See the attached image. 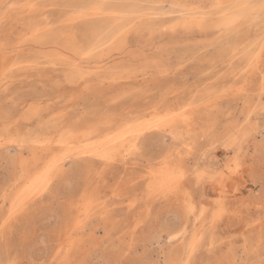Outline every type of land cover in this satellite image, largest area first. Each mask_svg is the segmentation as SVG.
<instances>
[{"label":"rangeland","instance_id":"374dc122","mask_svg":"<svg viewBox=\"0 0 264 264\" xmlns=\"http://www.w3.org/2000/svg\"><path fill=\"white\" fill-rule=\"evenodd\" d=\"M92 3L110 7L98 15L80 7ZM258 4L0 0V262L174 264L194 246L196 264H256L264 250ZM104 22L112 30L93 34ZM170 112L185 120L145 129ZM119 125L139 134L112 143L108 159L64 156ZM54 157L63 163L47 189L10 217L23 182ZM232 163L241 183L221 173ZM165 169L174 187L150 179ZM85 210L91 216L78 224Z\"/></svg>","mask_w":264,"mask_h":264},{"label":"bare ground","instance_id":"6f19581e","mask_svg":"<svg viewBox=\"0 0 264 264\" xmlns=\"http://www.w3.org/2000/svg\"><path fill=\"white\" fill-rule=\"evenodd\" d=\"M5 6H8V7L12 6L11 1H8ZM8 7H5V9L6 8L8 9ZM30 7H33V5H31ZM238 10L240 12L241 18H248V17L250 18L253 15V11L251 9L242 8L240 10L238 7ZM98 12L103 13L104 10L98 9L93 14L98 15L99 14ZM235 22H236V20H234V21L230 20L229 24H234ZM108 28L110 30H112L110 25L108 23L104 22V23L94 24L91 27V30H92L93 34H95L97 36H101L104 32L107 31ZM262 48H263V46H261L259 48L256 55L254 56V62H255L254 65L257 68V71L259 73H261L262 62H263L262 57H264ZM262 85H264V83ZM237 92H240V91L237 90ZM180 119H181V121H184L185 120L184 115H181V116L179 114L175 115V114H172V112H170L163 117L157 116V118H155V120L152 123L148 122V124L144 125V127H145V129L173 128L174 126H176L175 125L176 121L180 120ZM133 130L134 129H131L130 126L125 127V126L119 125L114 130L108 131L102 137H100L101 136L100 135L99 136L100 138L97 139L96 143L86 144V142H82L75 147H71V148L67 149L64 156L77 157V156H81V155H91V156H96V157L103 158V159H108V156L111 153L110 146L112 143H114L117 140L122 139L124 136L131 135V136L137 137L136 135L139 134V132L136 131L137 134H134ZM141 132H143V129ZM138 136H140V135H138ZM62 163H63V157H54L51 161L44 164L42 167L36 169V171L33 174H31L28 178H26V180L23 182L20 190L15 194L14 198L12 199V208H11V212H10V217H14L15 214H17L19 211H21L27 205V203L30 200H32L34 197H36L37 195H39L40 193H42L44 190L47 189L49 183L52 180L54 173L60 169V167L62 166ZM221 173L222 174L230 173L231 179L233 181H235L236 184L241 183L240 182L241 173H240L239 169L237 168L236 163H232V165L227 164L225 166V168L222 169ZM149 176H150V179H154L155 181L158 180L161 182L162 185H165L169 188L174 187L175 182L177 180L175 178L174 173L170 169H165V171H163L160 174L150 173ZM226 188H227V186L223 185L221 187L222 190L219 193H224L226 191ZM225 195L228 196L227 193ZM217 204L219 205V207L221 209H224V205L222 204V202L219 201V202H217ZM89 206H90V204L88 205V207ZM97 207L99 208V212H100L101 211L100 209L102 208V204L97 206ZM90 216L91 215L88 212V210H85L83 212L82 216L80 217V219L81 218H83V219L80 220L78 222V224L82 223L83 220L89 218ZM5 218H7V215ZM5 218H3V219H5ZM76 221H77V219H76ZM182 258H183V254H180V256L176 260L178 261Z\"/></svg>","mask_w":264,"mask_h":264},{"label":"snow or ice","instance_id":"6c2138e0","mask_svg":"<svg viewBox=\"0 0 264 264\" xmlns=\"http://www.w3.org/2000/svg\"><path fill=\"white\" fill-rule=\"evenodd\" d=\"M5 7H8V6H5ZM80 7L84 10H88V9H107L110 6L105 5V4H100V3H92V4H86ZM140 7L148 8L151 6L141 5ZM174 7H180V5H175ZM252 7H258L260 9L262 19H264V0H259V4L252 5ZM238 165H239V161H237V166ZM194 252H195L194 246H189L188 248L185 249L183 253V258L178 261H175L174 264H196V261L192 259ZM261 257L262 258L258 262H256V264H264V250L261 251ZM0 264H18V262L9 260V261L0 262Z\"/></svg>","mask_w":264,"mask_h":264}]
</instances>
